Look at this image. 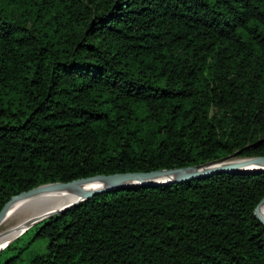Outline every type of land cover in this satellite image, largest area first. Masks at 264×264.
<instances>
[{
  "label": "trees",
  "instance_id": "trees-1",
  "mask_svg": "<svg viewBox=\"0 0 264 264\" xmlns=\"http://www.w3.org/2000/svg\"><path fill=\"white\" fill-rule=\"evenodd\" d=\"M237 151L264 156V0H0V212ZM263 199L257 171L102 192L0 259L31 234L29 264H264Z\"/></svg>",
  "mask_w": 264,
  "mask_h": 264
},
{
  "label": "water",
  "instance_id": "water-1",
  "mask_svg": "<svg viewBox=\"0 0 264 264\" xmlns=\"http://www.w3.org/2000/svg\"><path fill=\"white\" fill-rule=\"evenodd\" d=\"M253 171H257L259 173L264 172V156L242 158L240 157V152L237 151L223 158L216 159L211 162H207L205 164H200L186 168L163 169V170H155L151 172H131V173H117L111 175H97L93 177L80 178L71 182L49 183L38 186L29 191L23 192L17 196H14L0 212V226L3 223L7 215L8 209L13 201L26 198L31 195H35L44 190L74 191L79 198L49 213L47 216L41 218L35 224H33L32 227L57 214L66 212L74 205L86 201L91 197L100 194L102 192H107L111 190H125V189H130L134 186L158 187L167 183H182L194 179H200L206 176H211L216 173L241 174V173H249ZM96 181L104 182V186L102 188L94 189V190H86L80 188L81 184L83 183L96 182ZM263 204H264V199L261 201V203L259 204V206L255 211L256 217L262 224H264V218L259 214V208ZM31 228L24 230L20 235H18L14 239H11L4 247L0 249V252H2L7 246H9L12 242L17 240L21 235L26 233Z\"/></svg>",
  "mask_w": 264,
  "mask_h": 264
},
{
  "label": "bare ground",
  "instance_id": "bare-ground-1",
  "mask_svg": "<svg viewBox=\"0 0 264 264\" xmlns=\"http://www.w3.org/2000/svg\"><path fill=\"white\" fill-rule=\"evenodd\" d=\"M103 186L104 182L96 181L83 183L80 188L94 190L102 188ZM78 198L79 197L74 191L44 190L35 195L13 201L8 209L3 223L0 226V249L11 239L20 235L24 230L31 228L33 224L41 218L47 216L54 210L77 200ZM261 207L259 208V211L263 213L262 215L264 216V204ZM17 218L21 219L18 220Z\"/></svg>",
  "mask_w": 264,
  "mask_h": 264
},
{
  "label": "rangeland",
  "instance_id": "rangeland-1",
  "mask_svg": "<svg viewBox=\"0 0 264 264\" xmlns=\"http://www.w3.org/2000/svg\"><path fill=\"white\" fill-rule=\"evenodd\" d=\"M236 159H239V158H236ZM260 214L262 217H264L262 215L263 213L260 212ZM21 218H19V219H21ZM30 236H31V234H27L26 236L23 237L22 240H20L19 242H17L15 244V246L13 247L12 250L7 251V253L0 259V264H29L31 257L34 254L41 253L42 251H44V248L47 244V240L39 237L31 245H29V247L27 249H25L21 252L20 247H22L24 245V243L29 239ZM14 256H16V257H14ZM10 257H12V258H10Z\"/></svg>",
  "mask_w": 264,
  "mask_h": 264
}]
</instances>
